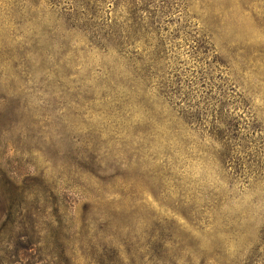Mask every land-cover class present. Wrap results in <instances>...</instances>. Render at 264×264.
Wrapping results in <instances>:
<instances>
[{"label": "rangeland", "instance_id": "1", "mask_svg": "<svg viewBox=\"0 0 264 264\" xmlns=\"http://www.w3.org/2000/svg\"><path fill=\"white\" fill-rule=\"evenodd\" d=\"M0 264H264V0H0Z\"/></svg>", "mask_w": 264, "mask_h": 264}]
</instances>
